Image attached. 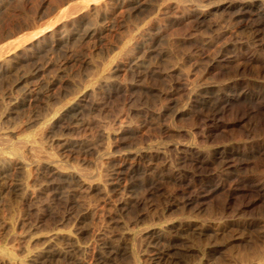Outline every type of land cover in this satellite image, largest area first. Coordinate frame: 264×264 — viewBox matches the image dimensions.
<instances>
[{
  "label": "rangeland",
  "instance_id": "obj_1",
  "mask_svg": "<svg viewBox=\"0 0 264 264\" xmlns=\"http://www.w3.org/2000/svg\"><path fill=\"white\" fill-rule=\"evenodd\" d=\"M82 1L0 8V56L16 47L0 57V264H26L49 243L79 260L48 264H264V33L239 27L240 6L210 14L228 0H147L131 13L101 0L85 18ZM196 4L209 14L180 19ZM52 22L70 39L25 51ZM85 27L101 31L82 38ZM143 39L150 48L111 77ZM90 89L91 108L63 114ZM223 148L231 167L203 164ZM79 167L86 183L120 186H71Z\"/></svg>",
  "mask_w": 264,
  "mask_h": 264
},
{
  "label": "bare ground",
  "instance_id": "obj_2",
  "mask_svg": "<svg viewBox=\"0 0 264 264\" xmlns=\"http://www.w3.org/2000/svg\"><path fill=\"white\" fill-rule=\"evenodd\" d=\"M7 0H0V8H2L5 4ZM112 2H117L122 6H126L128 7L129 13L133 12H142L144 10L145 7L148 6V2L147 0H102V9L103 7L107 6V4ZM165 1H169V0H161V2H159L160 5H162ZM178 2H184L187 0H176ZM199 1V0H197ZM100 2L101 0H85L82 1L80 3H78V5L76 6L77 10H85L86 14L82 15L83 18L87 17L88 15H90L92 13L93 10H98L100 8ZM225 4V9H233L237 6L239 7V14L236 15L235 18H238V24L240 28H253L255 30V35L252 36L254 38H261V35L264 33V0H244V1H240V0H228L222 3H219L217 5L214 6L213 9H211L210 14L215 15L217 14V12L222 9V5ZM197 5V4H196ZM195 7H193L192 9L188 8L184 14L182 15V17L180 19H187L189 17H193L195 16L196 18L201 17L202 15L206 16V13L204 11V9L200 8L198 5ZM167 8H170V5L167 6ZM179 8L176 9V12L178 11ZM105 18V17H104ZM58 24L55 22H52L50 25L46 26L44 29H42L39 32H36L35 34H32L29 38H27L25 41H23L20 45L23 46V49L25 51H33L34 49H40L44 43V41H49L51 38H53L55 35H60V39L58 40V42H62L65 41L67 42L70 38L68 35L66 34H62L64 31L60 29V27L57 26ZM107 29L104 27V24H102V33L104 32V30ZM101 31L98 30L96 31L95 29H91L90 27H85L82 32H81V36L82 38H92L94 36H96V34ZM135 33H131L130 38L126 41V45L128 44V42H130L132 40V38L135 39ZM144 34L142 35V37L144 38ZM40 37V38H38ZM137 37V36H136ZM29 41V42H27ZM57 42V39L55 40V43ZM26 43H29V45L26 46ZM127 51H128V60L127 62H123V63H113L111 64V66H109V74L110 76H114L117 72H119L123 66H133L134 64H136L138 57L140 55V53H142L144 51L145 48H150V42L146 43V40L143 39L142 42H138L135 44V42L133 43L132 46L127 47ZM16 49V47L14 49H8L7 51H4L0 57H2V61L3 62H9L10 61V55H15L14 54V50ZM12 55V56H13ZM9 56V57H7ZM254 56V55H253ZM2 62V63H3ZM106 63H104L103 65H105ZM30 77H26L24 78V82L28 83ZM108 85V89H112L113 92V88H116L117 86V82L115 80H111L110 82H107ZM26 87L27 84H26ZM100 88V87H99ZM26 90H28L26 88ZM111 91L109 92V95L112 93ZM96 95V91L95 89H90V90H86L82 93L77 94L74 99L69 102V104L67 105L65 111H64V115L70 114L72 113L71 116L77 117L79 116V114L85 110L87 104H89V108L92 107L93 105V97ZM234 96V95H232ZM231 96V97H232ZM230 97V98H231ZM92 100V101H91ZM87 124H89V122L86 123H82V125L86 126ZM76 142V140L74 141ZM25 145L30 146L33 149V155L35 157H39L41 155V153L45 152V150L35 144H29L28 142H24ZM198 158H202L201 156V152H196ZM47 155H51L50 153H47ZM237 155H243V152H239L237 153ZM52 156V155H51ZM231 157V154H229L228 152H226V150L223 149H219L214 151L213 153H211L209 155V157L207 159H205L203 161V164H208V163H219L221 164V166H226L225 168L228 169L229 167H231L230 165V161L229 158ZM4 170V168H3ZM133 170V169H132ZM2 169L0 170V177L2 174ZM51 172L53 174H62L63 171H59L56 169V171L51 170ZM87 169H83V168H77L76 170H74L70 175L67 176V180L68 183L71 186H75L78 187L80 189L83 190H91V191H95V192H102L105 191L106 193H112L114 190H116V188L118 186H120V181L116 180L113 182H109L106 181L102 184L101 182L96 183V186L90 184L91 182H85V180L82 178V175L87 174ZM100 177L102 178V173H99ZM222 175L218 177V180L215 182L214 187L216 189L220 188L223 185V180H222ZM68 255H72V254H68V251H64L61 249H56L53 247V245L51 243L47 244L42 250L38 251L36 254L33 255V257H31L28 261V263L26 264H48L50 261L59 258V257H67ZM97 255H99L100 257H102V245L100 246V248L98 249ZM74 260H79V258H77L76 256H73ZM83 261L86 264H91L90 262H87L85 259H83ZM18 264H23V263H18Z\"/></svg>",
  "mask_w": 264,
  "mask_h": 264
}]
</instances>
